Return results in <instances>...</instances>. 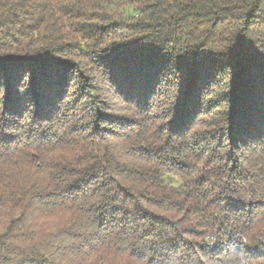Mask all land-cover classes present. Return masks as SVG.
<instances>
[{"label":"trees","instance_id":"16d2710c","mask_svg":"<svg viewBox=\"0 0 264 264\" xmlns=\"http://www.w3.org/2000/svg\"><path fill=\"white\" fill-rule=\"evenodd\" d=\"M0 264H264V0H0Z\"/></svg>","mask_w":264,"mask_h":264},{"label":"rangeland","instance_id":"374dc122","mask_svg":"<svg viewBox=\"0 0 264 264\" xmlns=\"http://www.w3.org/2000/svg\"><path fill=\"white\" fill-rule=\"evenodd\" d=\"M164 94H165V97H173V95H174V91L173 90H170V89H168L167 90V92L165 91V93H164V88L162 87L161 89H160V92H159V95L158 96H156L152 101H151V103L152 102H156L158 99H163L164 98ZM67 101H71V98H69ZM113 102L114 103V107L116 108V109H118V114L119 115H123V116H125V117H127V116H130L131 115V113H130V111H128L126 108H129L130 106H128L126 103H124V101L122 100V99H120V98H114V100H113V98H110L109 99V102ZM120 107V108H119ZM69 108H74V109H82L83 107H82V104H79V105H76V103H70L69 104V106H68V108L66 109V111L67 110H69ZM168 109V106H164L163 107V109ZM165 112V111H164ZM162 114V112H158L156 115V117H159L160 115ZM106 129L107 130H109L112 134H114V133H124V132H126V127L125 126H123V125H109V126H106ZM245 153V157L247 158V157H249V156H247L248 154L246 153V152H244Z\"/></svg>","mask_w":264,"mask_h":264}]
</instances>
